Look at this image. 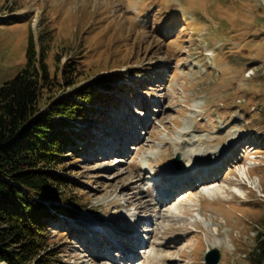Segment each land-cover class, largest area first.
Masks as SVG:
<instances>
[{
  "label": "rangeland",
  "instance_id": "rangeland-1",
  "mask_svg": "<svg viewBox=\"0 0 264 264\" xmlns=\"http://www.w3.org/2000/svg\"><path fill=\"white\" fill-rule=\"evenodd\" d=\"M0 16L1 83L34 36L48 47L42 105L114 87L58 168L80 208L53 217L58 264H207L213 249L218 264H257L264 0H0Z\"/></svg>",
  "mask_w": 264,
  "mask_h": 264
},
{
  "label": "trees",
  "instance_id": "trees-1",
  "mask_svg": "<svg viewBox=\"0 0 264 264\" xmlns=\"http://www.w3.org/2000/svg\"><path fill=\"white\" fill-rule=\"evenodd\" d=\"M47 48L41 44L38 52L31 36L26 67L0 82V264L59 263V253L49 249L53 217L80 208L77 181L58 168L71 164L66 162L79 152L77 141L88 145L85 121H93L98 105L105 108L113 98L114 87L106 84L103 90L83 87L42 105V91L51 80ZM250 256L264 264V233Z\"/></svg>",
  "mask_w": 264,
  "mask_h": 264
},
{
  "label": "bare ground",
  "instance_id": "bare-ground-1",
  "mask_svg": "<svg viewBox=\"0 0 264 264\" xmlns=\"http://www.w3.org/2000/svg\"><path fill=\"white\" fill-rule=\"evenodd\" d=\"M237 142V141H236ZM238 143V142H237ZM238 145V147H241V144H237ZM236 150H238V149H236ZM222 152V151H221ZM227 161V160H226ZM195 167H202V165L200 166V165H197V166H195ZM246 171V170H245ZM245 171H244V173H245ZM246 175H247V173H246ZM212 177V172L210 173V174H208L207 176H206V178H207V180H205L204 182H202L203 183V185H212L213 187H211V188H209L208 190H207V194H209V195H211V197L212 198H217L216 196H218V195H220V193L222 194V193H225L226 191H224V188H222V187H220V186H214V184H213V179H210ZM205 178V179H206ZM177 182V181H176ZM175 182V183H176Z\"/></svg>",
  "mask_w": 264,
  "mask_h": 264
},
{
  "label": "water",
  "instance_id": "water-1",
  "mask_svg": "<svg viewBox=\"0 0 264 264\" xmlns=\"http://www.w3.org/2000/svg\"><path fill=\"white\" fill-rule=\"evenodd\" d=\"M212 256H216L215 259H213ZM221 259V253L218 249H213L210 252L209 258H207V264H218Z\"/></svg>",
  "mask_w": 264,
  "mask_h": 264
}]
</instances>
